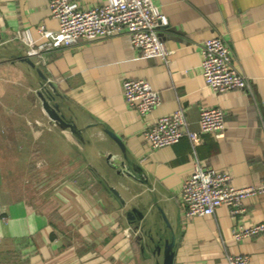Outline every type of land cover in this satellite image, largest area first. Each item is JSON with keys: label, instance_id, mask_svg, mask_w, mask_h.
Wrapping results in <instances>:
<instances>
[{"label": "crops", "instance_id": "crops-1", "mask_svg": "<svg viewBox=\"0 0 264 264\" xmlns=\"http://www.w3.org/2000/svg\"><path fill=\"white\" fill-rule=\"evenodd\" d=\"M152 1L167 17L158 27L174 50L167 60L144 55L127 33L30 56L82 130L78 137L49 117L41 78L20 59L27 47L14 37L25 27L37 36L41 24L58 29L48 1L0 0V264L8 252L16 264H156L162 253L147 245L149 236L163 242L172 234L174 264H225L239 252L264 264V233L232 237L237 223L264 221V194L248 197L237 218L226 205L186 218L181 194L196 159L231 172L239 187L264 179V0ZM79 2L91 8L107 0ZM216 35L233 48L250 89L217 92L205 83L200 43ZM126 78L149 81L162 102L142 116L123 95ZM203 106L225 111L224 137L200 132ZM179 107L197 142L184 134L151 149L145 129ZM133 208L143 217L129 216Z\"/></svg>", "mask_w": 264, "mask_h": 264}, {"label": "built area", "instance_id": "built-area-1", "mask_svg": "<svg viewBox=\"0 0 264 264\" xmlns=\"http://www.w3.org/2000/svg\"><path fill=\"white\" fill-rule=\"evenodd\" d=\"M47 1L50 15L59 22L58 29L41 24L37 27V36L29 27L15 32L14 37L27 47L29 56H43L80 39L91 41L121 33L129 34L133 45L144 55L167 60L174 52L158 30L161 24L167 23V17L152 0H107L91 8L81 6L79 0ZM200 48L202 73L208 86L217 92L251 88V77L235 65L234 50L222 35L203 40ZM261 77L264 80V74ZM122 90L128 106L142 116L162 102L161 92L143 78L124 79ZM199 121L200 132L225 136L226 114L221 107L203 106ZM184 134L197 142L198 133L188 128L185 110L179 107L150 124L144 131V139L151 149H157L177 143ZM181 194L186 218L212 214L221 205L228 206L232 217L237 218L246 212L248 197L264 194V179L260 184L239 187L233 183L231 172L203 166L196 159L182 182ZM262 233L264 221L239 222L232 230V237L242 241ZM225 264H250V256L244 252L228 254Z\"/></svg>", "mask_w": 264, "mask_h": 264}, {"label": "water", "instance_id": "water-1", "mask_svg": "<svg viewBox=\"0 0 264 264\" xmlns=\"http://www.w3.org/2000/svg\"><path fill=\"white\" fill-rule=\"evenodd\" d=\"M20 59L29 63L35 70H37L41 78V87L38 91V95L42 101V105L49 117L56 124L62 128H70V130L78 137H82V130L78 125L71 119H69L64 112H62L60 103L56 101V97L59 94L54 84L48 80L47 75L43 72L40 66L29 56H21ZM113 138L121 146L122 150L125 152V145L122 140L113 132H110ZM115 190V189H114ZM117 192V190H115ZM118 193V192H117ZM134 213H137L140 217H143V212L138 208H133L132 211H129V216L134 217ZM150 243L147 242V245L152 246L153 252L155 254L162 253V259L157 260L156 264H174L175 256V245H176V236L172 234L171 238H165L163 242L160 240H155L153 236H149ZM161 239V238H160Z\"/></svg>", "mask_w": 264, "mask_h": 264}, {"label": "trees", "instance_id": "trees-1", "mask_svg": "<svg viewBox=\"0 0 264 264\" xmlns=\"http://www.w3.org/2000/svg\"><path fill=\"white\" fill-rule=\"evenodd\" d=\"M3 256V264H16V255L14 253H3Z\"/></svg>", "mask_w": 264, "mask_h": 264}]
</instances>
